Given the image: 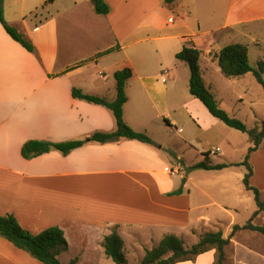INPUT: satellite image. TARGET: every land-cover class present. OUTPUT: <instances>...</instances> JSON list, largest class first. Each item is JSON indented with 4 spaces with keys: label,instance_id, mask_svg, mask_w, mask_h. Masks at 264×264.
Wrapping results in <instances>:
<instances>
[{
    "label": "crops",
    "instance_id": "0c3cea01",
    "mask_svg": "<svg viewBox=\"0 0 264 264\" xmlns=\"http://www.w3.org/2000/svg\"><path fill=\"white\" fill-rule=\"evenodd\" d=\"M47 1L35 15L39 24L23 22L20 29L18 20L7 21L34 44L35 53L14 41L0 23V215H13L33 235L59 227L68 243L59 256L62 264H99L108 258L103 241L114 231L124 239L126 254L141 261L146 250L168 235L199 241L202 234L221 231L230 238L235 226L245 225L238 224L236 213L248 193L246 169H198L206 173L196 175L187 169L202 163L206 153L212 165L242 163L252 142L245 141L243 160H231L228 139L220 133H236L191 95L189 67L176 58L186 43L199 49L203 78L213 91L207 80L221 71L215 55L233 41L219 35L233 29L230 23L223 29H202L195 0L170 6L165 0H106L111 9L107 16L97 15L90 0ZM4 15L6 19V11ZM116 47L120 49L98 57ZM126 68L133 75L126 87L124 119L155 146L129 139L88 141L67 155L51 151L23 158L28 141L58 144L115 132L113 112L75 99L73 90L113 101L114 75ZM225 98L230 102L229 95ZM182 123L198 126L205 143L208 136L215 137L220 151L193 148L194 142L178 129ZM189 147L193 159L187 156ZM250 162L252 185L262 198L264 142ZM255 222L264 225V213ZM225 253L224 264H264V237L239 231ZM217 257L212 250L179 264H215ZM0 264L42 263L0 238Z\"/></svg>",
    "mask_w": 264,
    "mask_h": 264
},
{
    "label": "trees",
    "instance_id": "16d2710c",
    "mask_svg": "<svg viewBox=\"0 0 264 264\" xmlns=\"http://www.w3.org/2000/svg\"><path fill=\"white\" fill-rule=\"evenodd\" d=\"M176 1L178 0H165V3L170 6ZM90 2L97 15L107 16L110 14L111 9L106 0H90ZM3 3L4 0H0V23L3 25L5 31L28 52L35 53L36 48L34 44L26 35L6 21ZM119 49V47H116L99 54L98 57ZM201 55V51L194 45L186 43L182 51L176 56L177 60L185 63L189 67V88L191 95L198 99L207 108L209 113L225 126L242 134H246L252 142V146L249 148L248 154L242 163L212 165L209 159L210 153H206L204 155L205 160L198 165L190 167L187 169V172L198 169L214 171L231 167H244L246 169V175L243 184L248 192L253 193L257 211L244 226H235L230 238H225L221 231L205 233L200 236L196 244L191 247H186L182 238L174 235L165 236L157 246L150 250H146V254L140 264H179L191 262L198 256L212 250H216L218 253L215 264H224L226 260L225 250L227 246H229L231 238L237 232L248 230L257 232L264 237V225L258 226L254 224L258 216L264 213V201L261 198L260 190L252 185L254 170L250 162L252 154L258 151L264 142V120L258 128L250 129L242 120L230 115L221 107L212 89L206 85L203 78L200 65ZM215 59L226 78L240 79L248 74H253L264 90V61H260L257 68H254L250 63L249 51L246 45L230 44L221 49L219 53L215 55ZM132 75V70L128 68L115 73L116 98L113 101H108L97 96L86 95L77 89L73 90V97L75 99L84 100L111 110L115 116L117 125V130L115 132H97L86 141H71L58 144L46 141H28L24 144L21 151L23 158L31 160L51 151H59L67 155L71 151L83 146L88 141L105 144L117 142L121 139H129L155 146L152 139L146 133L133 130L124 119V106L127 103L126 87ZM0 238L8 240L16 248L29 253L42 264H62L59 256L68 249V243L64 236V232L59 227H52L41 234L33 235L25 230L13 215H0ZM102 246L106 256L113 260L114 263L128 264L125 241L116 231L105 237ZM71 264H76V261H72Z\"/></svg>",
    "mask_w": 264,
    "mask_h": 264
},
{
    "label": "rangeland",
    "instance_id": "374dc122",
    "mask_svg": "<svg viewBox=\"0 0 264 264\" xmlns=\"http://www.w3.org/2000/svg\"><path fill=\"white\" fill-rule=\"evenodd\" d=\"M47 2V0H4L6 21L18 20L21 23V27L18 26L20 29H24L23 22L33 27L39 22L35 15H40L42 9L46 7ZM195 4L197 6L196 16L199 18V25L202 26V29L206 27L223 29L227 23H230L233 29L228 30V32L222 31L219 35L231 36L233 41H230V44H245L248 46L250 63L254 68H257L258 63L264 60V21H262L264 18V0H195ZM195 26L198 27V22L195 23ZM228 42L226 41L225 43L228 44ZM222 46L224 45L220 47L222 48ZM217 71L219 72L215 73L214 71L210 73L212 79H208L207 82L209 85H212L213 91L215 90V93H213L217 101L221 102L219 100H225L222 101L223 103H220L222 108L232 116L235 114L250 129L258 128L264 120V90L262 86L257 82L253 74L240 79H228L220 70ZM226 95H229L228 101L230 102H227ZM180 128L183 129V136L192 140L194 142L192 144L193 148L200 152L219 147L213 136H208V142L205 143L198 126L193 123H182L178 129ZM229 129L227 128L228 131ZM231 131L236 134L228 135L227 132H224L220 133V135L228 139V143L225 145L227 146L226 150L230 154L231 160L237 162L242 158L241 153L245 150V141H248L249 138L246 134L235 130ZM177 133L179 137L180 134L178 131ZM178 142L181 147L185 145L181 140H178ZM194 155L195 152L190 147L187 148L188 158L193 159ZM217 158L218 156H216ZM199 171L203 172L202 170H192L190 173L196 175ZM199 181L200 178L195 180V182ZM259 184L260 186L264 184L262 178ZM192 191L195 194L194 187H192ZM262 199L264 200V196H262ZM238 206L240 207L239 212L236 213L237 219L240 222L238 224L244 225L250 221V218H252L253 213L257 209L253 193L248 192L245 194L244 199ZM260 220L261 218L254 222L260 224ZM223 228L227 232V224H223ZM196 240L186 238L184 240L186 247L196 244L198 242ZM127 259L128 264H140L141 262L140 257L132 252L128 253ZM99 264L116 263L109 258H105Z\"/></svg>",
    "mask_w": 264,
    "mask_h": 264
},
{
    "label": "built area",
    "instance_id": "2783aa9c",
    "mask_svg": "<svg viewBox=\"0 0 264 264\" xmlns=\"http://www.w3.org/2000/svg\"><path fill=\"white\" fill-rule=\"evenodd\" d=\"M219 151H220V150H219L218 148H215V149L212 150V153H213V154H216V153H218ZM172 174H174V172H172Z\"/></svg>",
    "mask_w": 264,
    "mask_h": 264
}]
</instances>
